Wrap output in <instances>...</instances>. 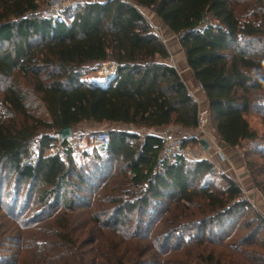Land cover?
<instances>
[{"label": "trees", "instance_id": "16d2710c", "mask_svg": "<svg viewBox=\"0 0 264 264\" xmlns=\"http://www.w3.org/2000/svg\"><path fill=\"white\" fill-rule=\"evenodd\" d=\"M145 7L177 36L214 137L264 196V0H83L57 13L0 0V264H264L263 215L203 156L211 146L159 159L152 130L194 131L199 102ZM108 61L114 73L97 76ZM82 125L109 131L103 147L90 134L93 165L87 148L48 153L53 132ZM20 198L39 208L20 216Z\"/></svg>", "mask_w": 264, "mask_h": 264}, {"label": "crops", "instance_id": "0c3cea01", "mask_svg": "<svg viewBox=\"0 0 264 264\" xmlns=\"http://www.w3.org/2000/svg\"><path fill=\"white\" fill-rule=\"evenodd\" d=\"M76 1L80 2L83 0H76ZM140 9L143 12V14L147 17V19L150 21V23L154 26V28L157 31L161 32V34L165 38L166 43L172 54L171 62L173 63L175 68L180 73L189 91L197 99L201 107H207L208 105L207 99L204 95V92L202 91V88L199 87L193 75V72L191 71V69L186 63L184 52L178 42L177 36L171 30L167 28V26L163 23V21L151 9H149L148 7L140 8ZM174 63H176V65ZM115 127L116 125L113 126V128ZM170 127L179 129V127L177 126H170ZM168 128L169 127L157 128L152 131L156 133H161L163 130H167ZM178 132L179 133L183 132V130L179 129ZM216 141L223 152L222 157H220L218 154L214 155V158L216 160L215 162L217 163V167L220 166V168L223 171L222 173H225L227 176L232 178L234 181H236L241 186V188L244 190L247 198L250 201H252L251 198L253 196L258 200L257 202H260V205H262L264 203V200H263L264 196L254 186L251 180V177L245 168L243 158L240 152L230 146H227L226 144H224L222 141H219L218 139Z\"/></svg>", "mask_w": 264, "mask_h": 264}, {"label": "built area", "instance_id": "2783aa9c", "mask_svg": "<svg viewBox=\"0 0 264 264\" xmlns=\"http://www.w3.org/2000/svg\"><path fill=\"white\" fill-rule=\"evenodd\" d=\"M69 0H47V8L51 12L57 13L62 11L66 6L69 5ZM203 30V29H202ZM116 68V64L113 61H108L102 63L100 68L96 71V75L100 77H107L114 73ZM199 87L202 88L201 84ZM210 123V126L208 125ZM211 121L209 116V111L207 107H201L199 105L198 113H197V127L194 131L186 134L188 136H205L208 141L211 143L212 153L218 154L220 157L223 156V152L219 145H215L213 140L208 136L211 130ZM175 131L174 127H169L167 130H163L161 134L163 135L164 141L159 152L160 160H174L179 156H185L188 158H192L191 153L188 149V146L183 144V135ZM52 137L57 141L49 146L48 153L50 155L57 154L62 149H68L72 155L80 153V146L82 144L78 139L74 138H66L64 140L61 139L60 132H53ZM109 138V131L107 129L97 130L92 134V141L99 147H103ZM215 138V137H214ZM217 140V139H216ZM204 156V155H203ZM207 157H211V154L205 155Z\"/></svg>", "mask_w": 264, "mask_h": 264}, {"label": "rangeland", "instance_id": "374dc122", "mask_svg": "<svg viewBox=\"0 0 264 264\" xmlns=\"http://www.w3.org/2000/svg\"><path fill=\"white\" fill-rule=\"evenodd\" d=\"M75 2H77V1L76 0H69L68 1L69 4H74ZM159 34L165 40V38L163 37V35L161 34V32H159ZM165 42H166V40H165ZM136 52H137V48L127 47L126 48V58H133V57H135ZM171 56H172V54H171ZM170 59L172 61V58L171 57H170ZM174 64L176 65V63H174ZM208 125L210 126V123ZM90 129H91V126L90 125H82L81 128H76L75 131H74V133H72V136L69 137V138H74L75 137V139H79V142L82 144V146H80V150L81 151L84 150V148H87V149H89V151L92 152V153H90V156L91 157H89L90 158L89 160L91 161V165H93V162H94V159L93 158H94V152H95V150H94V147H93V142L90 139V134H91V138H92L93 132H95L97 130L105 129V126H102L101 128H95L94 129L95 131H93V132H91ZM174 129L177 132V129L176 128H174ZM181 135H183L184 138L186 137V133H181ZM208 136L213 140V142H214L215 145H218V143L216 141L217 138L216 137L214 138V134L212 133L211 130H210V133L208 134ZM202 137H205V136H195L194 138H196L199 141V139L202 138ZM206 140L209 143V145L211 146V143L208 141L207 138H206ZM199 145H200V143L197 144L196 142H188L187 146H188V149H189V151L191 153V156L192 155L193 156H197L196 154H201L202 147L200 146V148H199ZM212 151L213 150L210 149L209 151H206L207 153L204 152L205 154H203V155L205 156L207 154H211V157H209V158H212V160L214 161V163L217 166V163L215 162L216 160L214 158V155L215 154H213ZM92 155H93V157H92ZM205 157H207V156H205ZM217 169L219 171L223 172L222 169L220 168V166L217 167ZM263 188H264V185H263ZM8 189L9 190L11 189V184H9L8 186L4 187V189H3L4 190V193ZM251 200L253 201V204L256 206V208H258V211H260V213L263 215V218L259 221V223L257 225L258 226V228L256 230L257 232H256L255 237H254V241H261V240H264V203L262 205H260V202H257L258 200L255 197H253V196H252ZM263 200H264V198H263ZM19 202L21 204H24L25 205V210L24 211H19V212H23L22 215H20V216H23V217H26V216L29 217L30 215H32L34 213L35 210H37L39 208L38 206H36L34 204V202H35L34 200H31V202L29 203V201L23 202L22 201V198H20L19 199Z\"/></svg>", "mask_w": 264, "mask_h": 264}, {"label": "water", "instance_id": "95a60500", "mask_svg": "<svg viewBox=\"0 0 264 264\" xmlns=\"http://www.w3.org/2000/svg\"><path fill=\"white\" fill-rule=\"evenodd\" d=\"M60 133H61V139L62 140L71 137L72 136V128H71V126H67V127L63 128L62 130H60ZM199 143H200L201 147L205 151L208 150V148L210 147V145L207 142L205 137L200 138L199 139Z\"/></svg>", "mask_w": 264, "mask_h": 264}]
</instances>
